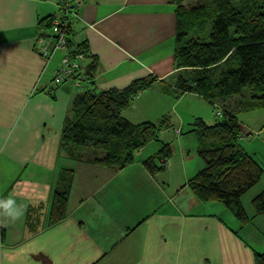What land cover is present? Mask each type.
I'll list each match as a JSON object with an SVG mask.
<instances>
[{
	"label": "crops",
	"instance_id": "crops-1",
	"mask_svg": "<svg viewBox=\"0 0 264 264\" xmlns=\"http://www.w3.org/2000/svg\"><path fill=\"white\" fill-rule=\"evenodd\" d=\"M79 1L69 33L82 52L77 59L86 66L96 57V89L155 77L123 115L134 123L164 117L160 134L172 155L155 175L142 161L157 142L118 170L68 156L60 131L83 84L53 86L64 51L47 61L35 48L46 31L39 21L57 14V0H0V197L13 198L23 213L13 220L2 210L0 264H255L254 254L264 251V214L252 217L248 202L263 185L248 202L241 199L252 217L246 224L222 203L198 200L187 185L203 166L194 134L182 132L200 117L189 106H212L194 93L161 89L185 72L174 56L173 0ZM68 168L74 173L67 214L49 223L59 173Z\"/></svg>",
	"mask_w": 264,
	"mask_h": 264
},
{
	"label": "trees",
	"instance_id": "trees-1",
	"mask_svg": "<svg viewBox=\"0 0 264 264\" xmlns=\"http://www.w3.org/2000/svg\"><path fill=\"white\" fill-rule=\"evenodd\" d=\"M184 1L173 0L174 56L177 68L185 72L173 76L172 87L162 82L161 89L174 91L177 97L194 93L208 101L212 109L214 104L222 108L214 111L213 122L195 117L182 131L194 134L196 152L203 163L187 185L198 200L220 202L241 224H246L252 217L264 214V188L250 200L252 217L241 200L260 180L264 167L239 143L243 136L241 124L234 109L224 102L233 96L243 110L264 106V0ZM52 17L41 19L39 25L47 30ZM69 33L70 26L68 53L77 58L82 52L73 46ZM96 67L95 56L82 66L84 89L71 100L60 131V148L75 160L118 170L131 164L138 150L157 142L158 150L143 159L142 164L151 175L159 173L172 155L171 142L160 134L165 118L134 123L123 115L133 97L151 85L155 77L136 78L123 88L96 89ZM246 85L252 87V94L244 99L241 90ZM73 173L69 168L59 173L49 223L60 221L67 214ZM254 261L264 264V251L256 252Z\"/></svg>",
	"mask_w": 264,
	"mask_h": 264
},
{
	"label": "built area",
	"instance_id": "built-area-1",
	"mask_svg": "<svg viewBox=\"0 0 264 264\" xmlns=\"http://www.w3.org/2000/svg\"><path fill=\"white\" fill-rule=\"evenodd\" d=\"M79 0H57V14L50 20L46 31L38 33L35 38V48L41 57L49 60L51 52L62 50L60 62L53 71L51 84L59 85L71 82L75 87L84 83L83 68L80 60L68 53L67 31L72 18L77 15ZM1 200V197H0ZM2 227V210H0V228Z\"/></svg>",
	"mask_w": 264,
	"mask_h": 264
},
{
	"label": "rangeland",
	"instance_id": "rangeland-1",
	"mask_svg": "<svg viewBox=\"0 0 264 264\" xmlns=\"http://www.w3.org/2000/svg\"><path fill=\"white\" fill-rule=\"evenodd\" d=\"M196 1L197 0H185L183 3L191 4ZM207 29H209V26L207 27ZM206 37L207 36L205 35L204 40L206 39ZM241 94L244 96V99H247L252 94V87L248 85L244 86L241 90ZM230 102L231 104L226 105L229 107V109H237V111L234 112L238 120L240 121L241 126L243 127V136L239 138V143L250 155H252L264 167V106L258 109L238 110L242 107L241 103H237V100L234 99ZM203 104L205 105V107L197 104L194 107L189 106V108L193 110V112L198 114V116L203 117L204 121L213 122L215 120L214 111L219 112V109L222 110V108L214 106V108L211 109L210 107H207L208 104L206 102H204ZM206 107L207 109H205ZM184 127L188 128V125H184ZM261 185L264 186V174L262 175L260 180L255 184L252 190L243 195V201L245 200L246 202L247 198ZM248 203L249 206H251V202L249 201Z\"/></svg>",
	"mask_w": 264,
	"mask_h": 264
},
{
	"label": "clouds",
	"instance_id": "clouds-1",
	"mask_svg": "<svg viewBox=\"0 0 264 264\" xmlns=\"http://www.w3.org/2000/svg\"><path fill=\"white\" fill-rule=\"evenodd\" d=\"M21 207L22 206H18L16 201L11 197L0 200V210H3V213L13 220L23 215Z\"/></svg>",
	"mask_w": 264,
	"mask_h": 264
},
{
	"label": "bare ground",
	"instance_id": "bare-ground-1",
	"mask_svg": "<svg viewBox=\"0 0 264 264\" xmlns=\"http://www.w3.org/2000/svg\"><path fill=\"white\" fill-rule=\"evenodd\" d=\"M2 229H3V228L1 227V228H0V238H1V234H2Z\"/></svg>",
	"mask_w": 264,
	"mask_h": 264
}]
</instances>
